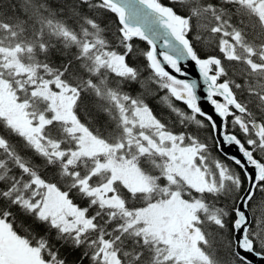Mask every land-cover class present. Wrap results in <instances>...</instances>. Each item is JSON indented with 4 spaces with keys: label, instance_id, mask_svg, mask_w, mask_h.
<instances>
[{
    "label": "snow or ice",
    "instance_id": "6c2138e0",
    "mask_svg": "<svg viewBox=\"0 0 264 264\" xmlns=\"http://www.w3.org/2000/svg\"><path fill=\"white\" fill-rule=\"evenodd\" d=\"M182 61L199 79L174 74ZM250 256L264 260V0H0V264Z\"/></svg>",
    "mask_w": 264,
    "mask_h": 264
},
{
    "label": "water",
    "instance_id": "95a60500",
    "mask_svg": "<svg viewBox=\"0 0 264 264\" xmlns=\"http://www.w3.org/2000/svg\"><path fill=\"white\" fill-rule=\"evenodd\" d=\"M163 41H158V50H162ZM181 67L184 71L188 73L187 77L181 76L179 73H174L178 76V78H188V79H199V72L198 69L195 67L193 62L189 61H182ZM203 88L202 82H201V89ZM200 95H204V92L202 90L199 91ZM202 108L208 112L209 114L213 115V118L217 120V123L220 122V118L214 113L212 106L207 103L206 101H201ZM224 151L229 153L230 155H236L240 156L241 154L238 151V148L233 146H225ZM223 154V153H222ZM250 259L254 261V264H264V260H262L260 257L250 256Z\"/></svg>",
    "mask_w": 264,
    "mask_h": 264
},
{
    "label": "trees",
    "instance_id": "16d2710c",
    "mask_svg": "<svg viewBox=\"0 0 264 264\" xmlns=\"http://www.w3.org/2000/svg\"><path fill=\"white\" fill-rule=\"evenodd\" d=\"M12 2H16V0H12ZM162 3L164 4H169V0H161ZM176 10L179 12L180 9L177 7ZM14 13H12L11 11L9 12V15H13ZM183 14V13H181ZM137 43L140 45L141 48H147V44L146 42H141V41H137ZM197 50L201 52V54L203 55L204 52H209L211 51L210 49L208 48H205L203 47L202 45H197ZM215 54V53H214ZM54 59H59L58 57H54ZM138 86L136 85H133V88H137ZM160 95H163V93H161ZM148 103L150 104L151 107H153V110L154 112L159 116L161 115L162 113L164 115H167V109L159 102V96L157 97H154V98H150ZM181 107H183L182 104H180ZM209 143H211V141H209ZM212 154L216 157H218L219 159L221 160H224L225 159V156L220 152L218 151L217 149L213 148L212 150ZM77 202L79 203L80 201L77 199ZM61 253L62 255H69L68 254V251L65 250V249H61ZM79 252L77 253H74L72 255H69V259L70 260H73V259H78L79 258ZM84 264H88V261L85 260L84 261Z\"/></svg>",
    "mask_w": 264,
    "mask_h": 264
}]
</instances>
